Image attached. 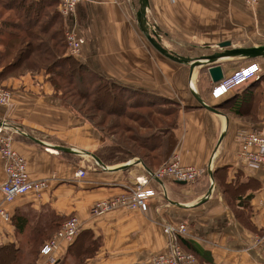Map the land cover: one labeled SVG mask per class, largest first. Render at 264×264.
I'll use <instances>...</instances> for the list:
<instances>
[{
	"label": "crops",
	"instance_id": "0c3cea01",
	"mask_svg": "<svg viewBox=\"0 0 264 264\" xmlns=\"http://www.w3.org/2000/svg\"><path fill=\"white\" fill-rule=\"evenodd\" d=\"M138 4L139 0H82L64 23L84 37L82 50L74 58L90 70L134 90L177 102L173 148L166 157L152 158L146 165L138 155L114 144L113 135L66 107L43 69L22 67L0 79L11 92L10 102L0 105V125L12 133V146L24 156L29 176L47 180V188L40 194L29 192L4 205L10 220L0 217V245L16 242V230H23L18 235L38 234L74 215L79 230L89 229L101 240L87 264H129L164 250L168 240L163 224L180 222L188 230L184 239L198 250L199 264H264V246L252 244L254 236H264V183L260 171L240 159L237 136L264 121V57L237 56L217 62L224 76L253 62L261 70L218 99L211 96L214 83L210 77L204 95L196 85V91L211 105L245 89L252 93L245 97L241 115L227 105L218 108V113L207 110L191 93V80L194 83L200 68H194L192 77L189 66L183 64L188 67L189 85L184 83L180 68V84L172 86L175 89L169 86V58L139 32ZM176 10L180 11L173 14L180 21V43L195 44L200 54L211 53L224 41L239 47L264 44V0L253 7L244 0H180V5L148 0L146 17L161 32L167 17ZM14 128L25 133H13ZM173 154L183 165L206 172L194 183L145 177L144 169L155 170ZM77 171H83L84 176L77 177ZM4 179L0 159V184ZM143 181L145 188L157 193L149 198L146 211L120 207L100 216L90 214L97 200L134 189ZM236 185L239 191L234 194L230 188ZM161 187L164 199L158 193ZM68 244L60 243L54 252L57 259Z\"/></svg>",
	"mask_w": 264,
	"mask_h": 264
},
{
	"label": "trees",
	"instance_id": "16d2710c",
	"mask_svg": "<svg viewBox=\"0 0 264 264\" xmlns=\"http://www.w3.org/2000/svg\"><path fill=\"white\" fill-rule=\"evenodd\" d=\"M6 13L8 16L4 17ZM65 27L55 0H0V79L18 73L22 67L43 69L65 106L90 119L105 134L113 135L111 140L118 147L138 155L146 165L152 158L166 157L174 146L177 102L105 78L66 54ZM207 67L200 70L205 71L204 79L210 86ZM246 91L233 93L215 107L227 105L233 113L241 115L245 97L252 94ZM155 100L177 105L171 125L154 118L153 115L161 111L153 109H163ZM144 109L147 110L141 112ZM124 119L138 123L140 131L136 126L135 131L122 125ZM230 191L236 194L239 188L236 185ZM59 226L52 223L47 230L30 233L25 260L20 258V242L1 244L0 264H36L40 247ZM21 232L23 230H16L18 234ZM178 242L197 257L198 250L189 240L179 238ZM100 246L99 237H94L89 229H81L56 264H87V259L94 257Z\"/></svg>",
	"mask_w": 264,
	"mask_h": 264
},
{
	"label": "built area",
	"instance_id": "2783aa9c",
	"mask_svg": "<svg viewBox=\"0 0 264 264\" xmlns=\"http://www.w3.org/2000/svg\"><path fill=\"white\" fill-rule=\"evenodd\" d=\"M57 9L64 20L70 18L77 4L82 0H56ZM261 0H244L245 4L253 7ZM64 40L68 55L76 57L80 54L85 43L84 37L74 26L66 25L64 30ZM260 65L256 62L247 66L233 70L229 75L214 84L211 89V96L218 99L226 95L231 90L245 84L260 72ZM10 90L0 83V105L10 102ZM13 133H25L19 128H14ZM239 140V157L250 168L259 170L264 183V121L262 125L247 131H240L237 134ZM0 159L2 161L5 174L4 181L0 184L2 200L0 203V217L10 220V214L4 205L13 201L17 196L32 192L40 194L47 188L46 179H33L29 176L26 160L12 146V133L5 132L0 125ZM206 169L196 168L191 165H183L177 154H173L170 160L155 170L144 169L146 178H155L162 181L165 178L171 180L194 183L196 179L204 174ZM77 177L84 176L83 171L75 173ZM145 181L139 182L134 189L113 195L105 199H99L90 208L92 216H100L111 210L125 207L129 209H139L146 211L149 198L156 196L154 189L145 188ZM163 199L165 198L164 187L159 188ZM80 224L76 216L67 217L61 222L58 229L46 240L39 249V259L36 264H56L57 258L55 250L61 242L70 243L77 235ZM162 231L167 237L166 248L162 251L150 255L140 261L129 264H199L196 255L185 249L179 242V238H184L188 234L187 226L184 223H164ZM254 246H264V236H254L252 242Z\"/></svg>",
	"mask_w": 264,
	"mask_h": 264
},
{
	"label": "water",
	"instance_id": "95a60500",
	"mask_svg": "<svg viewBox=\"0 0 264 264\" xmlns=\"http://www.w3.org/2000/svg\"><path fill=\"white\" fill-rule=\"evenodd\" d=\"M148 9V0H139V9L137 11V22L138 25L147 38L148 42L163 56L169 58L178 63L186 64L190 68V74L194 68H201L203 66L207 67V73L211 79V82L216 84L224 78L221 64H218L220 60L230 59L233 57H247V58H256L264 57V44L259 46H248V47H235L232 46L230 41L220 42L215 45V48L218 50L213 51L209 54H202L196 57L179 55L172 50H168L164 45L161 44L159 40L158 33L149 27L146 12ZM191 93L198 102L199 106L206 108L212 112L218 113L219 111L215 107V104L211 105L206 103L203 98L199 95L196 89L191 88ZM222 138L220 136L219 140ZM60 150H65L68 152H75L71 148L59 147ZM80 153V152H77ZM92 156L99 162L102 163L94 154ZM125 167V166H121ZM147 169V168H146ZM211 176V171L209 172ZM158 180V179H157ZM160 181V180H158ZM161 182V181H160ZM204 201V200H203Z\"/></svg>",
	"mask_w": 264,
	"mask_h": 264
},
{
	"label": "rangeland",
	"instance_id": "374dc122",
	"mask_svg": "<svg viewBox=\"0 0 264 264\" xmlns=\"http://www.w3.org/2000/svg\"><path fill=\"white\" fill-rule=\"evenodd\" d=\"M170 2L173 3V4L180 5V0H170ZM178 8H180V7L178 6ZM138 9H139V4H138L136 12L138 11ZM177 13H180V11L176 10V11H172L170 13V16L167 17L166 24L164 26H161V28H162L161 32H160V28L157 25L151 24V23L148 22L149 27L151 29H154L158 33L159 40H160L161 44L164 45L168 50H172L173 52H175V53H177L179 55H184V56H186V54H188L191 57H193V55H195V56L202 55V54H200V52H198L199 48H197V46H195V44H185L184 45V44L180 43V21H179V19H177V16H173V14L177 15ZM7 16L8 15L6 13V15L4 17H7ZM137 26H138L139 32L142 34V36H144V38L148 42L147 38L145 37V35L141 31V29H140V27L138 25V22H137ZM148 44H149V42H148ZM235 45L236 44H233V46H235ZM235 47H238V46H235ZM216 50H218V49L213 47L212 52L216 51ZM65 53H66V48H65ZM169 64H170L169 86L172 89H175V87H172V86H176L178 83L180 84V78L182 77V71L180 70V68L184 70V73H183L184 74V83L186 85H189V80H188L189 76L187 75V70H188L187 66L188 65L186 66V65H183V64H180V63H176V62H173L170 59H169ZM173 67L176 68V69L173 70ZM205 76H206L205 71H201L200 69H197L196 76H195V79H194V86L197 85L200 91L203 90V95L205 93L204 90H206V88L209 87L208 86L209 85L208 82L204 79ZM195 88L197 90V87H195ZM177 95H180V92ZM175 99H177V98H175ZM155 101L158 104H162L161 103L162 101H157V100H155ZM162 106H163V109H159V108L153 109V111L154 110L155 111L156 110L161 111V112H159V114L157 112V114H154L153 116L158 121L160 119H162L164 121V123H166L168 125H171L173 123V120H174V117H175V113L177 111V105L163 103ZM146 110L144 109L141 112H145ZM165 113H167V115H165ZM122 122H123L122 125H124L126 127L130 126V128H134V126H136V129L139 130L138 123H131V121L129 119H124ZM136 129H135V131H136ZM30 233L31 232H27L25 234L22 233L20 235H18L16 233V242L17 243L20 242V245L22 247L21 248L22 249V254L20 256L21 260H25V257L27 255L28 247H29L28 242L30 240Z\"/></svg>",
	"mask_w": 264,
	"mask_h": 264
},
{
	"label": "bare ground",
	"instance_id": "6f19581e",
	"mask_svg": "<svg viewBox=\"0 0 264 264\" xmlns=\"http://www.w3.org/2000/svg\"><path fill=\"white\" fill-rule=\"evenodd\" d=\"M194 75V71L192 72L191 76L193 77ZM196 86H194V83H192V80H191V88H194L195 89Z\"/></svg>",
	"mask_w": 264,
	"mask_h": 264
}]
</instances>
